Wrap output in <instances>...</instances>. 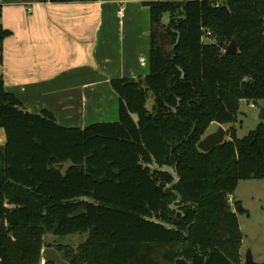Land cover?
Here are the masks:
<instances>
[{
    "label": "trees",
    "instance_id": "trees-1",
    "mask_svg": "<svg viewBox=\"0 0 264 264\" xmlns=\"http://www.w3.org/2000/svg\"><path fill=\"white\" fill-rule=\"evenodd\" d=\"M40 1L75 0L0 9ZM142 3L150 69L110 79L117 120L60 124L0 77V264H40L49 246L69 264H243L229 197L240 179H264V123L242 137L233 123L242 100H264V0ZM212 123L230 137L201 151ZM47 233L85 238L46 244Z\"/></svg>",
    "mask_w": 264,
    "mask_h": 264
},
{
    "label": "crops",
    "instance_id": "crops-1",
    "mask_svg": "<svg viewBox=\"0 0 264 264\" xmlns=\"http://www.w3.org/2000/svg\"><path fill=\"white\" fill-rule=\"evenodd\" d=\"M149 25L142 0L5 2L4 88L29 110L49 109L66 126L117 120L119 100L109 81L147 75ZM5 142L0 127V146Z\"/></svg>",
    "mask_w": 264,
    "mask_h": 264
},
{
    "label": "rangeland",
    "instance_id": "rangeland-1",
    "mask_svg": "<svg viewBox=\"0 0 264 264\" xmlns=\"http://www.w3.org/2000/svg\"><path fill=\"white\" fill-rule=\"evenodd\" d=\"M152 102L153 98L149 97L147 106L150 107ZM261 108H264V100L253 102L242 100L240 102L239 114L233 123L239 137L247 135L262 121L259 117ZM219 125H222L226 131L224 139H228L230 137L228 129L231 127V124L224 123ZM219 125L212 123L206 130L205 135L217 130ZM237 184L238 186L234 193L230 195L229 201L232 202L234 210L235 201H240V204L246 210L244 213H237V219L239 220L243 236L241 245L242 262H244L246 253L249 251L256 263L260 262L264 264V179H240ZM83 238H85V233L66 234L64 236L47 233L44 236V242L46 244L72 243L74 246H77ZM41 259L40 264H44L45 259L43 256Z\"/></svg>",
    "mask_w": 264,
    "mask_h": 264
},
{
    "label": "water",
    "instance_id": "water-1",
    "mask_svg": "<svg viewBox=\"0 0 264 264\" xmlns=\"http://www.w3.org/2000/svg\"><path fill=\"white\" fill-rule=\"evenodd\" d=\"M237 50V43L235 41H231L226 49L227 53H234ZM259 117L262 121H264V108H261L259 111ZM226 135L225 129L222 127V125H219L217 130H215L212 133H209L202 137V139L197 143V148L199 150L203 151H210L212 148H214L216 145H219V143L224 141ZM235 211L237 213H244L246 210L242 207L240 203L236 205ZM43 257L46 261L53 262L55 264H69L65 259L61 258L60 253L53 247L49 246L44 249L43 251ZM131 264H134L133 262ZM136 264V263H135ZM176 264H188L183 259H177ZM243 264H263V263H256L253 260L252 255L249 253V251L246 253L245 260Z\"/></svg>",
    "mask_w": 264,
    "mask_h": 264
},
{
    "label": "built area",
    "instance_id": "built-area-1",
    "mask_svg": "<svg viewBox=\"0 0 264 264\" xmlns=\"http://www.w3.org/2000/svg\"><path fill=\"white\" fill-rule=\"evenodd\" d=\"M252 106H253V104H252Z\"/></svg>",
    "mask_w": 264,
    "mask_h": 264
}]
</instances>
